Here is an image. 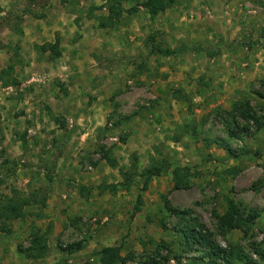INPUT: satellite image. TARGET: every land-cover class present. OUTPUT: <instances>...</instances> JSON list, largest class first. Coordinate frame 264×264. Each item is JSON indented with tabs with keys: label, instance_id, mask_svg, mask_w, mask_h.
<instances>
[{
	"label": "rangeland",
	"instance_id": "374dc122",
	"mask_svg": "<svg viewBox=\"0 0 264 264\" xmlns=\"http://www.w3.org/2000/svg\"><path fill=\"white\" fill-rule=\"evenodd\" d=\"M110 1L0 0V76L8 82L0 77V197L15 190L21 197L45 201L26 205L25 217L9 221V233L0 231V264H100L97 252L108 245H119L129 264H186L183 256L193 252L181 247L175 228L192 218L221 246L237 245L264 264L259 254L264 253V0L226 2L220 17L198 2L177 13L169 11L178 4L174 0L152 15L149 7L158 0H123L114 24L100 27L99 17L107 14ZM235 10L240 17L232 20ZM220 20L253 28L244 30L247 39L234 40L248 58L250 50L262 51L255 57L262 61H251L249 67L208 65L200 48L219 53L214 38L176 31L183 26L195 34L202 25L213 31ZM122 28L129 29L133 39L121 37L129 44L138 41L143 50L122 56L117 65L97 43L117 36ZM256 34L261 40L251 42ZM55 41L61 51L57 58L41 49ZM153 45L176 52L149 54ZM198 55L200 66L195 69L189 62ZM75 56L71 64L68 60ZM182 59L186 69L180 67ZM142 72L151 78L141 79ZM70 74L89 83L88 90L72 88ZM97 95H108L101 116L97 108L104 104L91 98ZM245 99L262 124L259 129L252 119L238 117L237 126L231 117L233 104ZM104 153L115 160V167ZM134 161L139 171L151 163L169 162L171 167L151 177L142 191V176L130 181L122 176L123 171L132 172ZM175 164L189 167L188 188H173ZM101 184H116L117 189L101 191ZM81 186L87 189L80 191ZM162 195L187 213H171ZM225 195L232 196L241 211H257L246 232L218 228L213 212L223 213ZM51 196L61 200L58 209L48 206ZM33 230L44 233L42 256L26 251ZM72 242L82 247L71 253L63 250Z\"/></svg>",
	"mask_w": 264,
	"mask_h": 264
},
{
	"label": "trees",
	"instance_id": "16d2710c",
	"mask_svg": "<svg viewBox=\"0 0 264 264\" xmlns=\"http://www.w3.org/2000/svg\"><path fill=\"white\" fill-rule=\"evenodd\" d=\"M122 1L123 0H111L110 4L107 7V14L99 17L98 25L100 27H108L112 26L116 20V18L122 12ZM158 5L149 7L150 14H156L158 12L164 11L166 8L171 6L174 0H158ZM42 51H50L52 52V56L57 58L60 56V48L59 42L55 41L52 44H43L41 46ZM175 49L170 47H162L159 45H153L148 53L155 54L158 56H169L175 53ZM12 69V66L8 67ZM7 73V70H6ZM3 83L5 85L8 84L4 75L0 76ZM231 117L235 124L238 126L236 122L237 118H241L244 120L252 119L259 129L262 124L258 118H256L251 112V106L249 100L245 99L240 102H236L233 104L231 109ZM53 119L59 121V125L61 127L64 126V122L55 116H51ZM229 132L237 135L234 128H230ZM22 140L24 135L21 136ZM218 144L222 145L223 143L218 142ZM2 149V148H1ZM3 151V150H2ZM230 153L233 154V152ZM244 154L249 155V151H245ZM106 161L112 166L115 167L116 163L113 158H111L107 153H104L103 156ZM4 163L9 162V160L4 159ZM133 170L132 172H128V170L122 172V176L124 180L130 181L133 176L139 175L143 177V183L141 186V190L145 191L148 188V184L151 180V177L155 175H160L163 171L168 170L171 167L169 162L163 163H151L141 171L134 163H132ZM14 171L13 169L8 170V175ZM174 189L178 188H188L190 186V177L192 173L189 170L188 166L175 164L171 170ZM48 177V176H47ZM51 179V177H48ZM124 180L120 183V185H124ZM2 181V179L0 180ZM99 190L104 191L109 189L111 192H115L117 189L116 184L104 185L101 184L98 186ZM87 188L84 186L80 187L81 190H86ZM32 197L35 198V195L32 194ZM164 206L171 213L180 216L181 214L187 213L186 210H180L169 205L168 199L165 196H161ZM138 204L142 202L141 194L137 195L136 198ZM226 200V208L223 213L219 214L217 212H213L218 221V228L221 231H226L227 229H241L243 232H246L250 225L254 222V219L258 215L257 211L252 210L251 212H243L237 206L234 198L232 196L225 195ZM40 203V205H45L44 200L37 199H28L27 197H21L19 192L13 190L11 195H4L0 197V231L9 233L11 230L8 227V222L12 219L23 218L25 217V206L33 205V203ZM136 211H139V205L135 206ZM42 215L41 213L36 214ZM181 217V216H180ZM176 232L179 236V241L181 247L186 251H192V255L183 256L186 257V264H235L236 262H241L243 264H259V262L254 259L251 255L247 254L243 251V249L237 245H229L226 247L221 246L212 238L211 232L207 229V227L200 222L197 218H192L191 220H186L182 225H178L175 228ZM33 239L30 242V246L26 248L28 250H35L37 256L43 255V250L46 248L44 243V233H41L39 230H33L31 232ZM81 242H72L67 244L63 250L71 253L73 251H77L81 248ZM121 248L119 245H108L100 248L97 252L100 256V264H129L128 259L124 257L121 252ZM196 252V254H194ZM260 252V251H259ZM258 252V253H259ZM261 258L264 259V253H259Z\"/></svg>",
	"mask_w": 264,
	"mask_h": 264
},
{
	"label": "crops",
	"instance_id": "0c3cea01",
	"mask_svg": "<svg viewBox=\"0 0 264 264\" xmlns=\"http://www.w3.org/2000/svg\"><path fill=\"white\" fill-rule=\"evenodd\" d=\"M195 2H198L199 4H201L203 6L204 5L205 6H209L214 11V13L218 17H220L219 15H221V12L223 11L222 10L223 5L226 4V2H229V3H231V5H233L234 3L237 2V0H177L178 4L176 5V7L170 9L169 11L172 12V11L175 10V11H177V13L180 12V11H182L184 13L186 7L190 6L191 3L194 5ZM202 3H204V4H202ZM193 9H196V8H193ZM169 11H167V12H169ZM230 17L232 18V20L233 19H237L238 17H240V13L238 12V10L237 11L235 10V11H233L230 14ZM234 22L235 21H233L231 24H226V23L223 22V20H220L219 22H217L219 24L215 23L218 27L216 28V30L214 28L213 31H211L212 28H210V27H208L206 25H202L198 31H194L195 34H191L190 30H185L183 28V26L177 28L176 31H177V33L179 31H181L180 34H183L185 36H189L191 38H192V36H194L195 38L197 36L198 39H199V37H201V35H205V36L211 37L212 39L214 38L213 39L214 43H217L218 46H219L218 47L220 49L219 53H214L213 54L214 50L212 48H208V46L205 47V49L204 48H200L201 50H203L201 52H203L204 56L207 54V59H208L209 62L208 61H206V62L208 63V65L211 62H214V63L224 64V66L225 65H228V66H230V65L231 66L232 65H234V66L242 65L243 66L244 65V66L249 67L250 65H252V64L249 63L251 61L254 64H258L259 61H257V60H260V58L259 59H255V57L256 56L260 57L262 51L257 50V48H254L256 53H253L254 50L253 49H252L253 51L250 50L249 51V54H250L249 58L250 59H249L248 56L240 54L241 49L238 46L239 42L237 40H234V39H244V38L247 39V37L249 36V33L247 31H244V30L246 29V30H250L251 31V29H253V28H248V26H247L248 24H246V23H242V25H238L236 22L235 23ZM239 26L242 27L243 30H241L240 32H237L236 29ZM253 26H254V24L251 27H253ZM129 31L130 30L127 29V28H122V30H120V31L118 30L117 36H116V33H113V35H112L113 37L112 38H108V39L106 38L105 40H103L104 42H102V43L98 42L97 43V47L102 50V53L104 55H107V56L110 55L111 59H113L114 62L117 63V65L120 64L124 60V58H122V56L127 55V54L128 55H132L133 53H136L139 50H141V51L143 50V46H141V43H139L138 41L134 42V43H131V44L128 43L127 37H129L130 39H133V36L129 35ZM216 31H218V33ZM203 32H206V33L203 34ZM121 33L126 37L127 40L126 39L124 40L121 37ZM237 33H240V34H237ZM235 34H236V36H235ZM250 34L254 35V33H250ZM216 35H217V38L215 37ZM244 35H246V36H244ZM255 37L256 38H253V40H251V42L252 41H256L257 42L260 39L259 37H257V34H256ZM115 38H119L118 39V43L114 42ZM65 45H66L65 43L62 44V46H65ZM199 45H201V44H199ZM202 45H204V44H202ZM254 45H257V44L254 43ZM201 52H200V54H201ZM80 55H81V52H80ZM193 55L195 56V54H193ZM163 58L164 57H161V61L164 60ZM75 59H77V56L69 58L68 61L71 64H74ZM199 61H200V57L198 55V58H195L193 61L189 62V65L192 66V67H195V69H197L198 66H200V62ZM261 61L262 60H260V62ZM185 62L186 61L184 59H182V65H180L181 69H186L187 67H189L188 64H186ZM239 62H241V63H239ZM160 68L164 69V67H160ZM77 71H79V70L77 69ZM70 76H71L70 82H72V85H71L72 88H73V85L75 87L77 85H79L82 89L83 88H85V89L87 88V90H88L87 85H89V83L85 84V82H81V81L78 82V81H76L78 79V77H75L72 74H70ZM138 76H140L141 79L151 78V76L147 75L146 72H144V73L142 72V73L138 74ZM101 86H104V85H101ZM111 94H112V92L109 95H111ZM91 98H92V100L93 99H97L96 101L101 100V102L104 104V107L102 105L98 104V108L97 109L100 110V112H98L97 115L101 116L104 113L103 109H105V103L108 101V95H102L100 97H99V95H97V96H94V97H91ZM90 107H91V105H90ZM90 107L88 109H90V111H93L92 108H90ZM90 113H93V112H90ZM93 116L90 115V118H88V119L94 120ZM57 192L59 193V191H57ZM60 194H61V196L65 195V194H63L61 192H60ZM46 202L48 203V206H50V207L54 206L55 209H58V206H57L58 203H62L61 200L59 199V197L55 198L54 196L48 197Z\"/></svg>",
	"mask_w": 264,
	"mask_h": 264
}]
</instances>
